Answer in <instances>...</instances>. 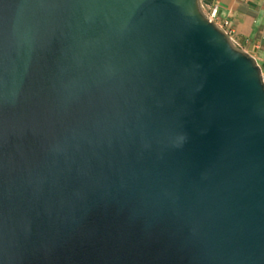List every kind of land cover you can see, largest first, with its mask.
Instances as JSON below:
<instances>
[{"label":"water","instance_id":"water-1","mask_svg":"<svg viewBox=\"0 0 264 264\" xmlns=\"http://www.w3.org/2000/svg\"><path fill=\"white\" fill-rule=\"evenodd\" d=\"M212 0H0V264H264L262 69Z\"/></svg>","mask_w":264,"mask_h":264},{"label":"crops","instance_id":"crops-1","mask_svg":"<svg viewBox=\"0 0 264 264\" xmlns=\"http://www.w3.org/2000/svg\"><path fill=\"white\" fill-rule=\"evenodd\" d=\"M219 9L216 23L232 31L235 45L264 71V0H212Z\"/></svg>","mask_w":264,"mask_h":264},{"label":"built area","instance_id":"built-area-1","mask_svg":"<svg viewBox=\"0 0 264 264\" xmlns=\"http://www.w3.org/2000/svg\"><path fill=\"white\" fill-rule=\"evenodd\" d=\"M204 10H208L209 12V16H207L208 18H210V20L214 23H216L217 17H218V13H219V9L217 7H207V6H203ZM217 24V23H216ZM220 29H222L226 34H228V36L232 39V31L228 29V23H226L225 26H219ZM234 43V42H233ZM235 44V43H234ZM262 76H263V81H264V71H262Z\"/></svg>","mask_w":264,"mask_h":264},{"label":"rangeland","instance_id":"rangeland-1","mask_svg":"<svg viewBox=\"0 0 264 264\" xmlns=\"http://www.w3.org/2000/svg\"><path fill=\"white\" fill-rule=\"evenodd\" d=\"M203 11H204V13H205L206 16H209V12H208L207 9L206 10L203 9Z\"/></svg>","mask_w":264,"mask_h":264}]
</instances>
